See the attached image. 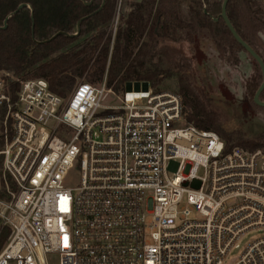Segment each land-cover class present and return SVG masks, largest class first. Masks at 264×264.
Listing matches in <instances>:
<instances>
[{
  "label": "built area",
  "instance_id": "2783aa9c",
  "mask_svg": "<svg viewBox=\"0 0 264 264\" xmlns=\"http://www.w3.org/2000/svg\"><path fill=\"white\" fill-rule=\"evenodd\" d=\"M2 72L0 264H224L257 227L235 264H264V149L225 152L174 91Z\"/></svg>",
  "mask_w": 264,
  "mask_h": 264
},
{
  "label": "trees",
  "instance_id": "16d2710c",
  "mask_svg": "<svg viewBox=\"0 0 264 264\" xmlns=\"http://www.w3.org/2000/svg\"><path fill=\"white\" fill-rule=\"evenodd\" d=\"M181 1L188 3L185 16ZM222 1H133L129 11L119 16L112 37L118 0H0V71L11 72L18 80L43 78L49 89L62 97L81 78L97 83L105 73L107 86L115 93L123 91L127 83L135 82H147L159 91L158 86L169 74L153 61L161 43L176 38L187 40L193 53H197L203 42L211 41L218 58L229 65L238 66L241 53L248 58L242 93L249 107L264 113V106L253 99L262 83L261 68L235 40L220 16ZM21 4L30 7L18 9ZM226 15L238 35L264 62L255 38L264 32V10L260 3L228 0ZM79 21L80 30L75 35ZM176 68V92L181 97L187 123L215 131L224 141L225 152L234 147L264 149V136H249L240 128L225 129L187 66ZM18 84L17 80L10 82L12 93ZM259 100L264 102V89ZM0 197H4V191ZM4 239L0 235V247Z\"/></svg>",
  "mask_w": 264,
  "mask_h": 264
},
{
  "label": "rangeland",
  "instance_id": "374dc122",
  "mask_svg": "<svg viewBox=\"0 0 264 264\" xmlns=\"http://www.w3.org/2000/svg\"><path fill=\"white\" fill-rule=\"evenodd\" d=\"M133 1L135 0H123L121 5L117 3L116 17V13L121 16L122 13L129 11V4ZM256 1L264 10V0ZM181 12L182 16L188 13V3L185 1H181ZM255 38L258 49L264 54V32L258 33ZM240 57L241 63L234 67L218 58L211 41L203 42L197 53H193L187 40L176 38V41L163 42L158 46V54L153 61L159 68L169 71V74L158 86L159 91L176 92V66L186 65L194 83L202 89L209 104L218 113L219 121L225 129L240 128L249 136H264V113L249 107L242 93V79L248 71V58L244 53H241ZM0 75L5 74L0 71ZM121 92H116V95L120 96ZM116 102L117 98L113 95H109L105 100V103ZM76 177L74 174L67 183L74 185ZM3 191L4 182L0 179V192ZM262 235L263 229L259 227L245 231L225 257L224 264H235L247 244Z\"/></svg>",
  "mask_w": 264,
  "mask_h": 264
},
{
  "label": "water",
  "instance_id": "95a60500",
  "mask_svg": "<svg viewBox=\"0 0 264 264\" xmlns=\"http://www.w3.org/2000/svg\"><path fill=\"white\" fill-rule=\"evenodd\" d=\"M227 2L228 0H223L222 4H221V12H220V16L222 17V19L224 20L226 26L228 27V29L230 30L231 34L233 35V37L235 38V40L246 50V52L248 54H250L255 60L256 62L259 64L260 68H261V72H262V83L260 84V86L258 87L257 91L254 94V102L259 105V106H264V102L259 100V96L262 92V90L264 89V62L261 59V57L238 35V33L235 31L234 27L232 26L231 22L229 21L227 15H226V6H227ZM86 5L89 4V2H84ZM24 7H30L27 4H21L18 6V9L24 8ZM8 19V17L6 18V20ZM6 20H5V24H6ZM5 27V25H4ZM80 30V21L77 23V31L75 33L78 34ZM139 85L142 86V88L145 90L147 89V82H135V83H127L125 85V89L129 90L132 86L134 87H138Z\"/></svg>",
  "mask_w": 264,
  "mask_h": 264
},
{
  "label": "snow or ice",
  "instance_id": "6c2138e0",
  "mask_svg": "<svg viewBox=\"0 0 264 264\" xmlns=\"http://www.w3.org/2000/svg\"><path fill=\"white\" fill-rule=\"evenodd\" d=\"M67 238L65 237V240H66Z\"/></svg>",
  "mask_w": 264,
  "mask_h": 264
},
{
  "label": "crops",
  "instance_id": "0c3cea01",
  "mask_svg": "<svg viewBox=\"0 0 264 264\" xmlns=\"http://www.w3.org/2000/svg\"><path fill=\"white\" fill-rule=\"evenodd\" d=\"M135 1H137V0H135Z\"/></svg>",
  "mask_w": 264,
  "mask_h": 264
}]
</instances>
